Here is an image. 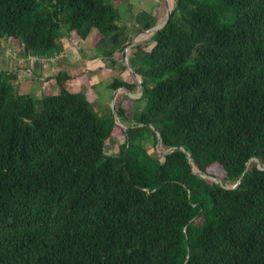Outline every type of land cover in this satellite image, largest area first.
I'll return each mask as SVG.
<instances>
[{
  "label": "trees",
  "instance_id": "16d2710c",
  "mask_svg": "<svg viewBox=\"0 0 264 264\" xmlns=\"http://www.w3.org/2000/svg\"><path fill=\"white\" fill-rule=\"evenodd\" d=\"M118 20L106 0H0V43L48 59L95 30L115 65L131 41ZM137 24L156 25L144 11ZM152 39L128 59L146 106L125 130L94 112L83 72L74 91L59 70L36 108L0 71V264H264V0H173ZM121 69L130 80L108 88L140 93Z\"/></svg>",
  "mask_w": 264,
  "mask_h": 264
},
{
  "label": "rangeland",
  "instance_id": "374dc122",
  "mask_svg": "<svg viewBox=\"0 0 264 264\" xmlns=\"http://www.w3.org/2000/svg\"><path fill=\"white\" fill-rule=\"evenodd\" d=\"M106 2L115 7L119 15L117 25L124 28V35L127 38L131 39L130 42L134 41V45L130 47L126 52L127 60L134 53V47L136 45H140L143 50H149L154 45L151 32H137V16L139 15V13H141L142 11L147 12L151 19L155 21V26H160L163 24V21L165 22L167 16V8L170 5H173V0H106ZM230 20L231 18H227L224 19V22L226 24H229L231 22ZM71 41L73 45H70L71 54L68 55V61L66 59L62 60L61 57L58 56L54 58L53 61H45L44 63L40 64L44 67L48 65L50 66L51 64L54 65L53 63L55 62L56 66H70L68 71L73 76V79L68 84L69 87L74 91L82 90L81 84L83 83V79L80 74L83 72L87 76V79H90V81L93 83L91 85L93 95L92 106L94 112L98 116H101L103 118H109L110 116H112L115 124H117L123 130L128 129L129 126L134 124L135 114L145 108L146 101L138 99L140 97V93L138 91L134 94H129L125 90L120 89L112 91L108 88V85L112 82L113 79L130 80V75L127 72L122 71L121 69L123 65H127L122 62L121 58L118 59L116 54L113 55V59L116 60L115 65L111 64L108 61L107 56L110 49V44L106 40L101 39L97 31H94L92 37L85 42L82 41V43H78V41H74V39L70 38L69 42ZM1 43L2 45H0V48L9 50L11 56L14 54L18 56V52L20 50L19 42L15 40H8L2 41ZM18 59L19 58L14 59L13 57H5L0 54V71H6L8 69L7 66L10 65V62L12 60L17 61ZM56 60H58V62L60 63H56ZM24 61H26V59ZM103 65L107 66V68L97 67ZM93 70H99V72L97 73V78L94 76V74H92ZM131 75V80L135 81L138 85L137 80H140V78L138 76H134V74L132 73ZM54 89L50 90L48 93L47 91H45L48 90V88L44 89L41 93H38L35 89H32L27 93L35 98L36 108H39L40 100L42 97L58 93V88L56 87V90ZM113 103L116 107L119 104H122V106L125 107V120L122 119L120 121L115 115H113ZM127 121L131 123V125ZM151 130V127H149V130H141V134L144 138L142 144L151 157L161 161L165 152L160 148L158 144L154 143V137ZM124 142L125 138L123 137V135L111 137L106 142L104 149L105 154L110 156L116 155L119 151L120 146ZM206 178L215 182L218 180L216 178H211L208 176H206ZM233 186L234 185L227 186V188H231Z\"/></svg>",
  "mask_w": 264,
  "mask_h": 264
},
{
  "label": "crops",
  "instance_id": "0c3cea01",
  "mask_svg": "<svg viewBox=\"0 0 264 264\" xmlns=\"http://www.w3.org/2000/svg\"><path fill=\"white\" fill-rule=\"evenodd\" d=\"M95 30H93L90 35L88 36V38L85 40L87 41L89 38L92 37L93 32ZM71 37H66L64 39H62V44H63V52L61 53V55L59 57H61V59H66L68 61V55L71 54L70 50H71V44L72 41H70ZM84 41V42H85ZM79 43V41H78ZM77 44V43H76ZM0 45H2V43H0ZM73 45V44H72ZM0 54H2L5 57H13L14 59L19 58L17 61L16 60H12L10 62V65L7 66V70L8 72L14 74L16 76L15 78V83L19 88L20 93L22 94H28L27 92H29L32 89H35L38 93L43 92L44 89L48 88L47 93L54 89L56 90V84L55 81L53 79H50L52 76H54L59 70H65L68 74H70V72L68 71L70 66H56L55 62L53 63L54 65H48V66H42L41 64L38 63H34L31 58L26 59V61H24L25 59L20 58L19 56L14 55H10L9 50L7 49H3L0 48ZM64 60V61H66ZM58 62V60H56V63ZM22 63V64H21ZM60 63V62H58ZM68 67V68H67ZM98 68H107V66H97ZM99 72V70H93L92 74H94V76L97 78V73ZM71 75V74H70ZM90 84H93L90 79H88ZM54 86V87H53ZM44 91V92H45Z\"/></svg>",
  "mask_w": 264,
  "mask_h": 264
},
{
  "label": "water",
  "instance_id": "95a60500",
  "mask_svg": "<svg viewBox=\"0 0 264 264\" xmlns=\"http://www.w3.org/2000/svg\"><path fill=\"white\" fill-rule=\"evenodd\" d=\"M172 8H173V5L171 6V7H168L167 8V16H166V19H165V22L162 24V25H160V26H155L154 28H152V29H150L149 31H147V32H151V34L153 35L154 33H156V32H158L159 30H161L166 24H167V22L169 21V17H170V15H171V11H172ZM147 32H144V33H147ZM134 45V41H132V42H130L128 45H127V47L123 50V52H122V55H121V60H122V62L123 63H125L127 66H128V68L130 69V72L132 73V74H134V76H137L136 74H135V72H134V69H133V67L128 63V60H127V57H126V52H127V50L130 48V47H132ZM137 82H138V85H139V91H140V95H141V93H142V81H141V79L140 80H137ZM112 110H113V115H115V105H114V103H113V106H112ZM157 144L160 146V144H161V139H160V137L158 138V142H157ZM173 150H175V149H173ZM187 158H189V156L187 155ZM193 172H195V171H193ZM204 177H206V176H204ZM242 179V178H241ZM240 179V180H241ZM216 183H218V184H221L220 183V181H216ZM239 183V182H238ZM236 187V185H234L233 187H231V188H227V187H225L226 189H233V188H235Z\"/></svg>",
  "mask_w": 264,
  "mask_h": 264
},
{
  "label": "built area",
  "instance_id": "2783aa9c",
  "mask_svg": "<svg viewBox=\"0 0 264 264\" xmlns=\"http://www.w3.org/2000/svg\"><path fill=\"white\" fill-rule=\"evenodd\" d=\"M56 58V57H54ZM54 58H48V59H40V58H36V57H31V60L34 62V63H44L45 61H53Z\"/></svg>",
  "mask_w": 264,
  "mask_h": 264
},
{
  "label": "bare ground",
  "instance_id": "6f19581e",
  "mask_svg": "<svg viewBox=\"0 0 264 264\" xmlns=\"http://www.w3.org/2000/svg\"><path fill=\"white\" fill-rule=\"evenodd\" d=\"M171 1H172V0H171ZM170 6H171V5H170ZM170 6H169V7H170ZM163 23H164V21H163Z\"/></svg>",
  "mask_w": 264,
  "mask_h": 264
}]
</instances>
